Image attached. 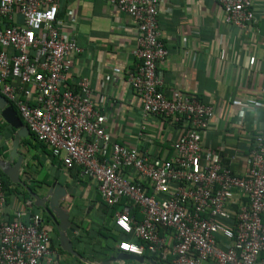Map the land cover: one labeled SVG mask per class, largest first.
I'll list each match as a JSON object with an SVG mask.
<instances>
[{"label": "built area", "instance_id": "built-area-1", "mask_svg": "<svg viewBox=\"0 0 264 264\" xmlns=\"http://www.w3.org/2000/svg\"><path fill=\"white\" fill-rule=\"evenodd\" d=\"M109 1L136 26L139 64L128 83L143 114L171 117L187 130L174 142L170 159H153L111 141L88 79L66 85L83 49L61 32L58 0H0V94L66 169L78 168L82 177L97 182L108 207L122 200L139 207L140 222L132 219L129 206L115 212L116 227L142 242L120 241V252L149 253L173 264H264V133L250 154L248 175L205 155L201 133L215 115L214 106L181 93L167 96L164 90L159 67L169 51L159 15L166 0ZM212 1L222 7L226 25L260 34L256 0ZM250 106H242L239 123ZM241 199L247 202L230 209ZM6 207L0 176V264H56L42 216L24 223L19 215L6 223L1 220ZM163 231L172 234L171 244Z\"/></svg>", "mask_w": 264, "mask_h": 264}, {"label": "crops", "instance_id": "crops-1", "mask_svg": "<svg viewBox=\"0 0 264 264\" xmlns=\"http://www.w3.org/2000/svg\"><path fill=\"white\" fill-rule=\"evenodd\" d=\"M58 3L61 32L83 49L73 61L66 85L76 87L81 77L88 79L96 109L107 118L104 126L111 141L153 159L172 157L174 142L187 131L183 122L145 116L139 97L128 83L129 72L139 64L134 21L109 0ZM255 15V28L260 34L226 25L222 7L212 0H166L159 15L162 38L169 51L159 67L165 93H181L214 106L215 115L201 134L204 154L241 176L248 175L250 154L264 133V0H256ZM245 104L251 106L243 123H239V112ZM13 134L10 131L0 142V154L12 166L17 162L9 156ZM19 153L26 155L20 172L25 186L12 183L3 174L9 190L5 191L7 207L1 220L13 223L20 215L24 223H30L34 216H42V209L36 205L42 203L26 188L42 198L52 184H61L68 192L62 205L73 229L68 237L79 257L62 249L57 227L44 215L47 221L42 228L50 234L56 264H169L149 253L143 262L119 258L120 241H139L116 227V210L104 203L97 182L82 177L78 168L66 169L61 158L54 157L31 134L21 139ZM201 166H206L204 161ZM246 202L241 199L229 207L235 210ZM134 207H130L131 217L140 222L143 214ZM163 234L171 244L172 234Z\"/></svg>", "mask_w": 264, "mask_h": 264}, {"label": "water", "instance_id": "water-1", "mask_svg": "<svg viewBox=\"0 0 264 264\" xmlns=\"http://www.w3.org/2000/svg\"><path fill=\"white\" fill-rule=\"evenodd\" d=\"M4 124L10 127L11 131H14L11 141L12 147L9 156L11 161L16 160L17 158V162L12 166V164L4 160L0 154V170L3 174L10 178L12 183L25 186L24 181L20 178V172L23 165L22 162L26 155L24 157V155L19 153V147L21 139L28 137L31 133L28 127L19 117L18 112L8 103V100L0 94V126H3ZM7 133L9 132L6 130L0 134V142L5 138ZM19 154L21 155L20 157L18 156ZM26 189L37 202L40 201L42 203L36 205L42 209L43 223L46 222V219L44 218L45 215L52 222V224L57 227L62 249L72 255L79 257L73 248L72 241L68 237V231L73 230L71 227L72 222L70 220V215L62 205L64 198L67 196V190L64 189L61 184L54 183L50 188H48L45 195L40 198L38 194L32 192L31 189ZM122 257L130 258L134 261H144V257L126 253L119 255V258ZM107 262H104L103 264H108Z\"/></svg>", "mask_w": 264, "mask_h": 264}, {"label": "trees", "instance_id": "trees-1", "mask_svg": "<svg viewBox=\"0 0 264 264\" xmlns=\"http://www.w3.org/2000/svg\"><path fill=\"white\" fill-rule=\"evenodd\" d=\"M13 108L16 110V108L13 106ZM17 111V110H16ZM18 115H19V117L21 118V116H20V114L18 113ZM21 120H22V118H21ZM23 121V120H22ZM0 129L2 130V132H5L6 130H7V132H9L10 133V131H11V129H10V127H8L6 124H4L3 126H0ZM203 133V132H202ZM201 133V134H202ZM31 136L34 138V140L36 141V142H38L36 139H35V137L31 134ZM202 141V140H201ZM38 143H40V144H43V143H41V142H38ZM28 144V143H27ZM44 145V144H43ZM30 147H32L31 146V144H30ZM45 147H46V145H45ZM29 148V147H28ZM29 151H30V148H29ZM173 153H174V146H173ZM171 157H169V159H170ZM75 169V168H74ZM73 170V169H72ZM77 173L78 174H80V170H78L77 171ZM0 176L2 177V180H3V186H4V190L6 191V190H9V187H8V185H7V182L5 181V179H4V176H3V173H2V171L0 170ZM124 206H129V207H131L132 206V204L131 203H128L126 200H122V202L120 203V205H117V206H115V207H113V209H115L116 211L119 209H121V207H124ZM118 208V209H117ZM134 209L136 210V209H138L139 210V207H134ZM162 234H163V232H162ZM142 242L141 241H139V243L138 244H141ZM166 262H168L169 264H171L172 263V261H171V259H169L168 261H166Z\"/></svg>", "mask_w": 264, "mask_h": 264}, {"label": "flooded vegetation", "instance_id": "flooded-vegetation-1", "mask_svg": "<svg viewBox=\"0 0 264 264\" xmlns=\"http://www.w3.org/2000/svg\"><path fill=\"white\" fill-rule=\"evenodd\" d=\"M47 221V220H46Z\"/></svg>", "mask_w": 264, "mask_h": 264}]
</instances>
